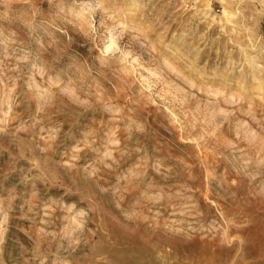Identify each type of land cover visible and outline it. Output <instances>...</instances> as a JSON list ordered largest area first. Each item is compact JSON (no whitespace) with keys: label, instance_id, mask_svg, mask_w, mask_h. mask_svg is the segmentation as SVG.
Here are the masks:
<instances>
[{"label":"clouds","instance_id":"9594fccd","mask_svg":"<svg viewBox=\"0 0 264 264\" xmlns=\"http://www.w3.org/2000/svg\"><path fill=\"white\" fill-rule=\"evenodd\" d=\"M0 264H264V0H0Z\"/></svg>","mask_w":264,"mask_h":264}]
</instances>
